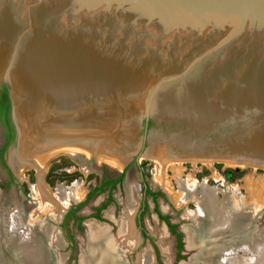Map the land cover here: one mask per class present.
I'll return each instance as SVG.
<instances>
[{"label": "water", "instance_id": "obj_1", "mask_svg": "<svg viewBox=\"0 0 264 264\" xmlns=\"http://www.w3.org/2000/svg\"><path fill=\"white\" fill-rule=\"evenodd\" d=\"M0 127L264 168V0H0Z\"/></svg>", "mask_w": 264, "mask_h": 264}, {"label": "rangeland", "instance_id": "obj_2", "mask_svg": "<svg viewBox=\"0 0 264 264\" xmlns=\"http://www.w3.org/2000/svg\"><path fill=\"white\" fill-rule=\"evenodd\" d=\"M35 145H31V147H35ZM12 148H15L14 139L7 142L0 154V228H6L7 210L14 209V206L17 205L21 212L29 218V221L34 219V226L41 227V229L37 228L35 233L42 236L45 243L49 242L48 238L54 237L53 239H56L55 251H53L55 262L53 264H58V261L59 264H88L85 262L87 257L83 261V256L90 254L88 222H95L108 230L118 243V253L124 264H135L138 254L144 250L150 254L152 264L185 263L195 253L193 249L188 247V244L187 247L191 250L185 247L183 233L186 226L194 223L193 219L188 218L187 215L196 208L195 201L187 200L184 203L174 201L172 191L177 189V184L171 180L172 172L168 165H163L162 168L155 165L156 158H137L125 166H122L123 161L106 168L86 164L87 169L84 170L83 163H79L72 154L59 152L60 154H53L45 160L44 168L39 167L41 172L28 164L18 175L10 160L14 154ZM179 162L180 166L183 167V176L189 173L198 180L206 178L207 183L211 186L221 187V180L228 183H238L241 186L244 184L243 177L245 175L248 178L252 177L254 180L263 182L264 185V168L212 160L196 161L191 159L179 160ZM236 165H240L241 168L237 169ZM159 169L161 171L163 169V180L168 179L170 188L160 184L154 178L155 172L160 171ZM39 174L41 182L51 193L55 192L59 184L70 186L74 182H78L81 194L75 199L72 198L68 205L66 204L65 209L58 212L59 214L54 215L53 212L40 209L38 208V200L32 191V185L37 183ZM103 176L108 178L120 176V180L112 188H108L107 185H100ZM131 188L132 195H130ZM171 188L172 190H170ZM245 190V187L239 188L241 194H246ZM89 191L90 193H88ZM216 195L220 196L221 194L216 193ZM128 208L131 209L130 215L132 213L133 234L138 241L135 249L129 250L122 244L119 235V228L125 218V210H129ZM39 209L46 212L43 213ZM249 213L247 215L245 213L244 216L247 217L243 218H249V226L255 228L254 234L262 239L264 237V197L262 201H258L256 211L253 210ZM30 226L33 227V225ZM33 228L30 229V232L33 231ZM5 231L7 235V228ZM25 233L27 232L25 231ZM225 235L227 238L233 236L231 232L225 233ZM1 240L3 238H0ZM162 244L168 250L162 249ZM59 256L62 258L60 259ZM4 257L8 264H13L11 256L7 257L4 253ZM245 257L253 258L254 253L245 252ZM257 258L260 259L261 255L258 254ZM260 261V264H264V260ZM33 264L36 262L33 261ZM44 264H49V262Z\"/></svg>", "mask_w": 264, "mask_h": 264}, {"label": "bare ground", "instance_id": "obj_3", "mask_svg": "<svg viewBox=\"0 0 264 264\" xmlns=\"http://www.w3.org/2000/svg\"><path fill=\"white\" fill-rule=\"evenodd\" d=\"M31 134L30 141L21 140L17 152L10 157L12 166L18 175L28 164L41 172L39 167H43L45 160L53 156V154H60L59 152H67L72 154L78 161L80 160L83 144L77 140L59 131L45 135L43 130L39 131V133L36 130L30 131ZM49 135L52 137L45 141L44 138ZM54 140H62L63 144H56L57 141ZM33 144H36L35 147H31ZM155 158V165L160 166V168L163 165H168L172 172L170 175L171 180H174L175 184H177V189L172 191L174 201L184 203L187 200H191L195 201L196 205V208L191 210L187 215L188 218L193 219L194 223L186 226L183 231L185 247L189 250L193 249L195 253L189 257L188 262L186 261L181 264H260L259 261L264 258V237L261 236L262 239L257 237L254 234L255 228L249 226V218L244 219L243 217L253 210L256 211L258 201L263 200V182L254 180L252 177L248 178L245 175L243 177L244 184L241 186L238 183H228L223 180L220 182L221 187L211 186L207 183L206 178L198 180L189 173L183 176V167L180 166L179 160L172 161V159L159 155ZM82 166L84 170L87 169L86 164H82ZM235 167L237 169L241 168L240 165H236ZM162 171H156L154 178L160 184L162 183V185L170 188L168 179L163 180ZM79 186L78 182H74L70 186L59 184L55 192L51 193L41 182L39 174L37 183L32 185V191L38 200V208L47 210V212H53L56 215V213L59 214L58 212L61 209H65L66 204L68 205L72 198L75 199L81 194ZM240 187H245L246 194L239 192ZM131 192L132 188L130 195H132ZM216 193H220L221 195L218 196ZM14 207V209L7 210V235L6 228H0V238H3L0 241V264H8L4 257V247L13 251L16 255V257H12L10 254L15 259H12L13 264H24L22 262L33 264V261L36 264H44L46 262L53 264L55 262L53 251H55L56 239H53L54 237L51 235L53 238L47 237L49 242L45 243L42 240V236H38L35 233L36 229H41V227L34 226V219L33 221H29V218L21 212V209L17 205ZM43 210L40 211L43 212ZM130 212L131 209L125 210V218L122 220L121 227L119 228L122 244L128 250L133 249L138 242L137 237L133 234L131 225L132 213L130 215ZM245 213L246 215L244 216ZM29 224L33 225L34 228ZM32 228L33 231L30 232ZM87 230L89 232L88 243L90 254L84 255L83 261L87 257L85 262L88 264H124L118 253L117 241L109 234L105 227L95 222H88ZM228 232H231L233 236L227 238L225 233ZM163 234H165L164 231ZM186 237L188 238L187 240ZM163 244L162 249L168 250L164 246L165 244ZM187 244L191 249L187 247ZM238 251L243 253L240 254L241 252L239 253ZM245 252H253L254 257H245ZM258 254L261 255L260 259L257 258ZM59 258L61 259L62 257L59 256ZM151 260L152 258L148 251L144 250L138 254L135 264H152Z\"/></svg>", "mask_w": 264, "mask_h": 264}, {"label": "flooded vegetation", "instance_id": "obj_4", "mask_svg": "<svg viewBox=\"0 0 264 264\" xmlns=\"http://www.w3.org/2000/svg\"><path fill=\"white\" fill-rule=\"evenodd\" d=\"M0 154L2 153V150L6 147L7 145V142H10L14 139V131L13 130H9V129H6V128H3V127H0ZM117 178V177H116ZM116 178H108V177H105L103 176L101 178V184L100 185H107L108 188H112V186L114 184H116L117 182H113V180H115ZM90 193V191L88 192Z\"/></svg>", "mask_w": 264, "mask_h": 264}, {"label": "trees", "instance_id": "obj_5", "mask_svg": "<svg viewBox=\"0 0 264 264\" xmlns=\"http://www.w3.org/2000/svg\"><path fill=\"white\" fill-rule=\"evenodd\" d=\"M120 180V176H118L115 180H113V182H118ZM169 227H172L171 225H169Z\"/></svg>", "mask_w": 264, "mask_h": 264}]
</instances>
